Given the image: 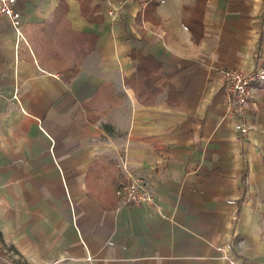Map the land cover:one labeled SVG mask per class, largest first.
<instances>
[{
	"label": "crops",
	"instance_id": "0c3cea01",
	"mask_svg": "<svg viewBox=\"0 0 264 264\" xmlns=\"http://www.w3.org/2000/svg\"><path fill=\"white\" fill-rule=\"evenodd\" d=\"M17 8L23 39L0 17V245L19 264H264V83L243 135L219 72L264 62V0ZM133 48L172 93L138 100ZM130 176L155 204H118Z\"/></svg>",
	"mask_w": 264,
	"mask_h": 264
},
{
	"label": "built area",
	"instance_id": "2783aa9c",
	"mask_svg": "<svg viewBox=\"0 0 264 264\" xmlns=\"http://www.w3.org/2000/svg\"><path fill=\"white\" fill-rule=\"evenodd\" d=\"M154 0H123L124 3L134 4L140 12H144ZM114 15L113 11H109ZM6 17L14 27L17 37L24 38L21 14L17 8V0H0V17ZM226 104V112L238 117L234 123L235 130L241 134L247 133L249 126L245 118L251 104L255 101L258 88L264 83V62L257 68L247 71L241 68L222 67L219 69ZM3 95L0 93V100ZM11 99L20 103L19 86L16 84ZM148 182L142 176H130L120 182L115 190L118 204H155L156 199ZM14 264V263H13Z\"/></svg>",
	"mask_w": 264,
	"mask_h": 264
},
{
	"label": "trees",
	"instance_id": "16d2710c",
	"mask_svg": "<svg viewBox=\"0 0 264 264\" xmlns=\"http://www.w3.org/2000/svg\"><path fill=\"white\" fill-rule=\"evenodd\" d=\"M131 57L137 61L136 71L128 82L135 91L136 97L141 103L146 105L154 103L157 95L165 86L168 87V94L173 92L172 86L165 79L162 73V64L151 55H144L137 49L133 48ZM66 78H68L66 76ZM14 253H17L13 248H9ZM14 264H19V261L13 259Z\"/></svg>",
	"mask_w": 264,
	"mask_h": 264
},
{
	"label": "rangeland",
	"instance_id": "374dc122",
	"mask_svg": "<svg viewBox=\"0 0 264 264\" xmlns=\"http://www.w3.org/2000/svg\"><path fill=\"white\" fill-rule=\"evenodd\" d=\"M13 254V256H10ZM14 253L7 249V247H2L0 245V264H13ZM16 259V258H15Z\"/></svg>",
	"mask_w": 264,
	"mask_h": 264
}]
</instances>
